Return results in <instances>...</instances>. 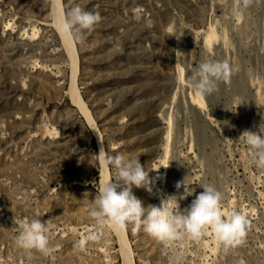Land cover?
<instances>
[{"label": "rangeland", "instance_id": "rangeland-1", "mask_svg": "<svg viewBox=\"0 0 264 264\" xmlns=\"http://www.w3.org/2000/svg\"><path fill=\"white\" fill-rule=\"evenodd\" d=\"M77 6L102 20L64 43L57 16ZM205 60L233 72L198 97L189 82ZM245 130L264 134V0H0V264H264V168ZM101 144L149 171L151 192L132 187L145 207L175 195V211L184 194V210L215 187L222 210L248 218L243 243L210 228L164 243L133 224H97L90 202L117 174ZM37 217L50 255L18 244Z\"/></svg>", "mask_w": 264, "mask_h": 264}, {"label": "clouds", "instance_id": "clouds-1", "mask_svg": "<svg viewBox=\"0 0 264 264\" xmlns=\"http://www.w3.org/2000/svg\"><path fill=\"white\" fill-rule=\"evenodd\" d=\"M250 3L251 0H243L244 6ZM101 20L99 11H86L77 6L59 14L57 26L66 37L76 42L82 35V30H94ZM232 72L233 69L227 61L205 60L199 65L197 78L189 83L196 96L205 97L218 91V81L228 80ZM241 135L244 136V142L254 150L253 162L264 168V134L258 130H245ZM97 155L106 169L117 170L116 176L109 177L100 185L95 198L90 202V216L97 224L102 225L107 221L116 228L133 224L137 228L142 227L145 232L164 243L178 240L184 234L199 240L210 228L218 242L225 245L243 243L249 220L235 209L222 210V194L215 187H204V191L196 195L184 210L178 204V200L186 197L184 194L175 201V211L173 204L169 202V198L177 197L175 195L162 200L159 207H145L144 202L132 193L133 186L144 187L151 192L149 171L141 165L139 157L110 153L102 144ZM181 186H184L183 181L177 182L176 188ZM20 228L17 237L20 247L36 250L44 255L52 253L53 249L46 235V221L33 218L22 223ZM96 238L94 235L86 236L79 241V246L83 247L88 240Z\"/></svg>", "mask_w": 264, "mask_h": 264}, {"label": "bare ground", "instance_id": "bare-ground-1", "mask_svg": "<svg viewBox=\"0 0 264 264\" xmlns=\"http://www.w3.org/2000/svg\"><path fill=\"white\" fill-rule=\"evenodd\" d=\"M53 2V1H52ZM53 6V5H52ZM57 7H59V5L57 4L56 5ZM57 7H54L55 9H57ZM59 9H60V7H59ZM58 9V12H61L60 10ZM57 12V11H56ZM56 14V13H55ZM61 14H62V12H61ZM56 15H58V14H56ZM57 22V21H56ZM56 24V23H55ZM57 28V27H56ZM58 30H59V28H58ZM59 33H60V36L62 37V40H63V42L66 40L67 41V38L68 37H66L60 30H59ZM68 40H70V42H71V39H69L68 38ZM64 43H66V42H64ZM72 44H73V42H71ZM67 44H70V43H67ZM68 47H69V45H68ZM71 47H73V45L72 46H70V48ZM67 47H65V49H66ZM74 48V47H73ZM68 50H70V49H68ZM69 56H70V62H72L71 60H73L72 59V54H74L75 53V51H72V50H70L69 52ZM76 54V53H75ZM74 54V55H75ZM77 56V55H76ZM76 56H74L73 58H76ZM77 59V58H76ZM76 59H74L75 61L74 62H76ZM77 62H78V60H77ZM73 63V62H72ZM75 64V63H74ZM71 65H73V64H71ZM71 68H72V70H75L74 68H73V66H71ZM76 68H77V66H76ZM77 71V70H76ZM75 71V73H77ZM75 73H74V71H73V75H72V79L71 80H74L76 77H75ZM75 77V78H74ZM75 81V80H74ZM75 83H76V81H75ZM76 85V84H75ZM73 86H74V83H71V88H73ZM73 89H75V88H73ZM73 89H71V93L69 92V94L71 95V100H72V102H73V104H74V106L76 107V109H79L82 113V115L84 114V116H85V119H86V121L87 120H89V116H88V114H87V112H86V110L84 109V106L82 105V102H81V100H80V97L78 96L79 94H77ZM86 108V107H85ZM92 122V121H91ZM91 122H89V124L91 123ZM90 125H92V123L90 124ZM97 130V129H96ZM97 132V131H96ZM113 228V227H112ZM116 228V227H115ZM118 229V228H117ZM117 229H115V230H117ZM119 230V229H118ZM117 230V231H118ZM124 230V229H123ZM115 232V231H114ZM124 232H125V230H124ZM117 233V232H116ZM124 238V237H123ZM119 243V242H118ZM122 243V242H121ZM123 245V244H122ZM123 247V246H122ZM126 248V247H125ZM130 250V249H129ZM124 252H126V251H124ZM129 253V252H128ZM130 263V262H129Z\"/></svg>", "mask_w": 264, "mask_h": 264}]
</instances>
